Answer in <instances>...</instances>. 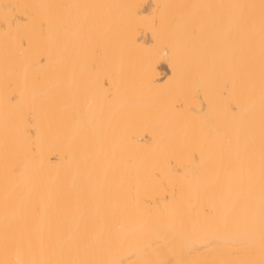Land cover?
Returning <instances> with one entry per match:
<instances>
[{"label": "bare ground", "instance_id": "1", "mask_svg": "<svg viewBox=\"0 0 264 264\" xmlns=\"http://www.w3.org/2000/svg\"><path fill=\"white\" fill-rule=\"evenodd\" d=\"M260 4L0 0V262L261 264Z\"/></svg>", "mask_w": 264, "mask_h": 264}, {"label": "snow or ice", "instance_id": "2", "mask_svg": "<svg viewBox=\"0 0 264 264\" xmlns=\"http://www.w3.org/2000/svg\"><path fill=\"white\" fill-rule=\"evenodd\" d=\"M18 7H22L20 5H15V6H8V5H3L0 6V11H2L3 14V18H4V22L6 24H8L11 27L12 21L14 20V17L11 15V13L15 10V8ZM26 7V6H23ZM72 7H80L78 5L76 6H72ZM133 8H135L137 11H134L132 13V15L134 17H137L139 19H142L144 21H151L153 24H155V17L154 16H140V13L138 11L139 9V5H134L131 6ZM205 7H214L212 5H206ZM215 7H225L224 5H219V6H215ZM230 7H247V8H254L255 5H240V6H230ZM249 24L254 26L255 24V20L253 17H249ZM26 27V25H25ZM226 28H230L231 27V21H228L225 24ZM197 35L196 30L193 29L192 31V36L193 38H195ZM260 35H261V39H260V46H261V76H262V82H264V0H261V4H260ZM153 38L155 39V31H154V36ZM24 42V37H21V43ZM136 41L133 40V43H135ZM155 48V45L153 46ZM157 55V59L155 60H151L149 62V70L151 72H155V65L159 62V59L165 58L167 57V52H164L163 56H160L159 51H157L156 53ZM169 66L172 69V75L169 76L168 81L166 82V84H169L172 82V80L175 78V74H176V65L172 62L171 59H169ZM107 83V82H106ZM151 83L155 84L156 81H151ZM162 85V86H166ZM178 99V103H177V108H183V102L179 101ZM211 107V104H210ZM238 107V106H237ZM233 112H236V107L231 109ZM201 161H203V155H201ZM260 169H261V203H262V210H264V114H262V118H261V152H260ZM16 171H20V169H17ZM156 175H159V173H157ZM147 203V202H146ZM9 207V205L6 203V209ZM29 210L30 213L33 217H44L47 215L48 213V206L45 202H43L40 199H35L33 200L29 205ZM262 241H264V238H262ZM18 243H24L28 249L30 250L31 248V239L30 237L27 235L26 232L21 233L20 235H17L15 232H10L7 228L5 229V235H4V249L5 252H7L8 248L14 244H18ZM262 254H264V247H262ZM0 264H7V262H0ZM16 264H38L37 261L33 260V259H26L23 261H17ZM39 264H97V262L94 261H88V260H56V261H40ZM108 264H113V262H108ZM261 264H264V259L261 260Z\"/></svg>", "mask_w": 264, "mask_h": 264}, {"label": "rangeland", "instance_id": "3", "mask_svg": "<svg viewBox=\"0 0 264 264\" xmlns=\"http://www.w3.org/2000/svg\"><path fill=\"white\" fill-rule=\"evenodd\" d=\"M151 0H146V2H150ZM146 5H144V6H147L148 4H150V3H145ZM149 11H151L150 9H149ZM144 13V12H143ZM145 13H148L149 14V12H148V10H147V12H146V10H145ZM163 61H161L159 64L160 65H158V66H160V72H163L162 74V77L164 76V75H166V76H168V73L170 74V72H168L169 70H168V68H167V66L165 65L166 63H162ZM167 68V69H166ZM166 76H164V77H166ZM163 80H165V79H163Z\"/></svg>", "mask_w": 264, "mask_h": 264}]
</instances>
